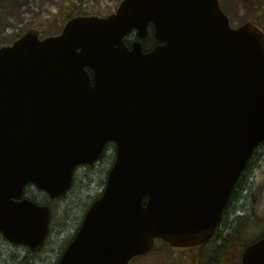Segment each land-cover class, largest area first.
<instances>
[{"label": "water", "instance_id": "obj_1", "mask_svg": "<svg viewBox=\"0 0 264 264\" xmlns=\"http://www.w3.org/2000/svg\"><path fill=\"white\" fill-rule=\"evenodd\" d=\"M150 25L159 43L145 52ZM263 141L264 31L232 28L218 0H123L106 18L78 16L59 36L30 30L0 48L8 241L36 252L48 235L50 210L21 199L26 186L64 196L76 167L117 147L105 192L59 264H129L156 240L210 241ZM242 261L264 264V237Z\"/></svg>", "mask_w": 264, "mask_h": 264}, {"label": "rangeland", "instance_id": "obj_2", "mask_svg": "<svg viewBox=\"0 0 264 264\" xmlns=\"http://www.w3.org/2000/svg\"><path fill=\"white\" fill-rule=\"evenodd\" d=\"M121 1L0 0V48L12 46L30 30L40 31L43 37L59 36L65 24L79 15L106 18L116 13ZM251 1L253 0H220L223 11L233 27L238 28L247 22H252V7L258 9L259 15L264 18L263 3L250 4ZM134 39H136L135 34L128 37L129 41ZM115 160L116 150L112 145L96 167L89 165L78 167L74 172L73 184L68 194L53 204L56 206L53 220L55 218L56 221L51 225V234L42 251L37 256H29L25 246L12 245L1 237L0 264H57L67 243L74 239L81 227L89 207L104 193ZM242 187L248 188L246 195L250 194L253 198L250 202V215L246 216L247 219L233 221L243 214L240 212L242 205L237 203L234 204L235 208L232 206L226 211L227 220L234 222L235 233L227 240L221 241L225 242L221 245L218 254L214 256L212 254L214 251L209 252L219 244V237L213 239L203 249L186 251H177L159 242L150 254L134 260L131 264H208L207 261H210V264H222L224 255L230 260L237 254H240L241 258L242 249L264 234V148L257 152L241 181L236 183L237 193ZM27 191L28 195L39 204L50 206L46 193L34 186L28 187ZM20 256L21 260H18Z\"/></svg>", "mask_w": 264, "mask_h": 264}, {"label": "flooded vegetation", "instance_id": "obj_3", "mask_svg": "<svg viewBox=\"0 0 264 264\" xmlns=\"http://www.w3.org/2000/svg\"><path fill=\"white\" fill-rule=\"evenodd\" d=\"M112 145H110V144H108V146H107V148H106V151H107V149L109 148V147H111ZM262 148H264V143H262L260 146H259V148L256 150V152H255V154H254V157H253V159L257 156V152L259 151V150H261ZM116 150V149H115ZM106 151H105V153H104V155L102 156V160L104 159V157H105V154H106ZM251 163V162H250ZM100 164V163H99ZM99 164H97V165H99ZM97 165H95V166H93V168L94 167H96ZM240 181H241V179H240ZM242 190L241 191H239L238 193H237V189H235L234 190V192H233V194H232V197H231V201H230V206H229V208L231 209V207L232 206H234V208H235V203H237V204H240V205H242V207H241V209H240V212H242L243 214L242 215H240V217H237V218H235L233 221H239L240 219H247L248 217H246V216H249L250 215V208H251V204H250V202L252 201V197H250V194H248V195H246V192H247V189L248 188H246V187H242L241 188ZM252 192V191H251ZM25 196L26 197H28V198H31L29 195H28V191H27V189H26V191H25ZM48 196V198H47V200H49V203H50V208H51V211H52V217H51V222H50V233H49V236H50V234H51V225L54 223V221H56V219L54 218V220H53V216H54V213H55V211H56V209H55V207L56 206H54L53 204L55 203V202H57V201H59V199H53V198H51L49 195H47ZM247 196L248 197H250V198H247ZM32 199V198H31ZM241 202H243L244 204H241ZM228 208V209H229ZM233 212V214L235 215V210H233L232 211ZM227 214V213H226ZM226 214H225V216L222 218V220L221 221H223V224H222V230H221V233H223L225 236H222V239H225V240H227V238L228 237H230L232 234H234L235 233V230H234V222H232V221H230V220H227V218H226ZM82 221V220H81ZM224 221H230V222H224ZM83 222V221H82ZM235 224H237V222L235 223ZM78 229V228H77ZM80 229V228H79ZM79 231V230H78ZM77 231V232H78ZM1 237H3V236H1L0 235V238ZM235 237V236H234ZM73 239H71V241H72ZM71 241L68 243V245H67V247L65 248V250L68 248V246H69V244L71 243ZM27 250H28V252H29V256H37L39 253H34V252H31L28 248H26ZM65 250L63 251V253L65 252ZM242 257H243V253H242V256H241V258H240V254H237L235 257H233V259L232 260H230V259H228L227 257H225V258H223L224 260H223V262H222V264H242ZM21 258V256L20 257H18V260H21L20 259Z\"/></svg>", "mask_w": 264, "mask_h": 264}, {"label": "trees", "instance_id": "obj_4", "mask_svg": "<svg viewBox=\"0 0 264 264\" xmlns=\"http://www.w3.org/2000/svg\"><path fill=\"white\" fill-rule=\"evenodd\" d=\"M262 4L263 3V5H264V0H259L258 2H256V0H253V1H251L250 2V4ZM252 11H253V16H252V21L254 22V23H256L257 25H259L260 27H262V28H264V18L262 17V15H259V10L258 9H256V8H253L252 7ZM128 43H129V41H127ZM157 42L155 41V39L151 36V37H149L146 41H145V46H146V48L147 49H149V48H151V47H153L155 44H156ZM221 235H218L217 237H220ZM221 238V237H220ZM225 242V241H224ZM221 239L219 240V244L218 245H216V246H214L213 248H212V250L209 252V253H211V252H213L212 254L215 256L216 254H218L219 253V250H220V248H222V246H221ZM224 244V243H223ZM206 245H204V246H201V247H199V249H203L204 247H205ZM212 259H213V257H212ZM208 262V264H210V261H207Z\"/></svg>", "mask_w": 264, "mask_h": 264}]
</instances>
